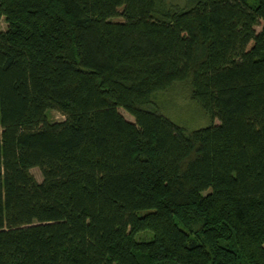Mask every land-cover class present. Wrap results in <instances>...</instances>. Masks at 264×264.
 Listing matches in <instances>:
<instances>
[{
  "label": "trees",
  "instance_id": "1",
  "mask_svg": "<svg viewBox=\"0 0 264 264\" xmlns=\"http://www.w3.org/2000/svg\"><path fill=\"white\" fill-rule=\"evenodd\" d=\"M186 4L0 0V264H264V0Z\"/></svg>",
  "mask_w": 264,
  "mask_h": 264
},
{
  "label": "rangeland",
  "instance_id": "2",
  "mask_svg": "<svg viewBox=\"0 0 264 264\" xmlns=\"http://www.w3.org/2000/svg\"><path fill=\"white\" fill-rule=\"evenodd\" d=\"M190 1L192 0H168L169 3L178 6L188 4ZM112 20L122 21V18L117 16ZM4 27L5 23L0 22V29ZM256 29L259 30L260 27L258 26ZM147 109L163 115L187 132L218 123L217 119L211 118L202 106L192 99L189 81L175 82L170 88L156 92ZM124 114L130 118L128 114ZM47 119L49 121H62L64 116L56 110H48ZM30 172L38 181L41 180L42 176L38 168H31ZM151 236L152 234L148 231H141L135 235L138 240H148Z\"/></svg>",
  "mask_w": 264,
  "mask_h": 264
}]
</instances>
